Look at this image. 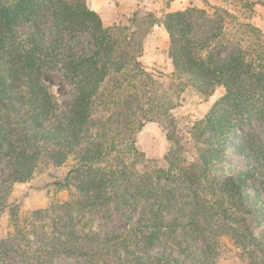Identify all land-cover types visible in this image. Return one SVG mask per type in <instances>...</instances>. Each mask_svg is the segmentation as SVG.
Listing matches in <instances>:
<instances>
[{
	"label": "trees",
	"instance_id": "16d2710c",
	"mask_svg": "<svg viewBox=\"0 0 264 264\" xmlns=\"http://www.w3.org/2000/svg\"><path fill=\"white\" fill-rule=\"evenodd\" d=\"M189 12L168 13L160 19L147 14L132 30V25L104 27L85 0H0V160L6 159L10 170L1 186L0 213L14 184L29 182L43 165L61 167L71 160L74 168L54 184L66 188L75 179L72 197L76 198L69 205L87 209L118 197L125 204L141 202V209L127 235L91 233L95 242L67 244L62 252L99 264H152L149 249L174 230L160 216L173 208L169 203L172 191H157L154 176H169L171 170L152 169L142 176L134 173L135 184L117 185L132 171L128 161L144 156L135 146L136 133L146 123L163 119L161 125L172 150L178 137L176 120L169 112L177 106L179 93L193 88L207 98L222 88L224 95L191 128L193 141L200 140L202 130L211 135L190 167L193 174H177L185 183L183 192L193 193L186 203L193 207L186 217L187 233L214 253L210 247L218 240L211 231L215 218H210L221 214L232 219L233 212L224 208L223 201L210 204L200 195L201 202L195 185L201 175L223 161L226 138L239 126H248L250 114L264 125V43L238 40V30L233 34L223 29L225 19L234 18L219 9L214 12L220 16L217 27L211 29L208 40L200 41L190 36L194 29ZM199 13L205 18L204 12ZM40 21L50 25L47 42L35 26ZM26 24L29 32L15 42L16 31ZM155 25H162L168 35V56L180 82L161 93L139 60L143 40ZM239 27L248 29L249 25ZM77 34L92 41L87 56L60 51L62 41L73 40ZM214 48L230 51L215 60ZM55 70L62 71L73 89L67 115L43 81ZM259 147L264 152V146ZM241 175L231 187L210 180L211 186L220 192L218 197H229L231 190L239 193L246 187L247 176ZM5 250L0 241V253Z\"/></svg>",
	"mask_w": 264,
	"mask_h": 264
},
{
	"label": "rangeland",
	"instance_id": "374dc122",
	"mask_svg": "<svg viewBox=\"0 0 264 264\" xmlns=\"http://www.w3.org/2000/svg\"><path fill=\"white\" fill-rule=\"evenodd\" d=\"M169 2L170 0H136L133 13L104 27L132 25V30H135L134 26L147 14L160 19L158 13ZM217 9L226 11L234 18L225 19L223 29L227 28L233 34L238 30V40H259L261 44L264 43V0H202L198 7H188V19L194 29L191 37L200 41L208 40L213 33L211 29L217 27L220 20V16L214 15ZM199 12H204L205 18ZM136 15L139 19L135 18ZM131 20H134L133 24L130 23ZM240 25H249V28L239 27ZM35 26L45 34L43 41L47 42L49 23L40 21ZM153 28L154 26L147 37ZM29 30L28 24L20 27L15 33V42H19ZM147 37L143 40V53L139 60L150 79L158 85L157 93H161L180 82L174 77L168 49L164 51L166 44L169 48V38L164 43V40L146 41ZM62 43L60 51L81 56H87L93 49L90 37L82 34H77L73 40L65 38ZM228 51L230 48H214L212 54L215 60H219ZM43 81L58 100L61 112L67 115L74 93L69 81L62 76V71L49 72L43 77ZM223 95L222 88L207 98L200 96L193 88H185L179 93L175 101L177 106L169 112L176 120L175 136L178 137V144L175 141L172 150L166 139V129L161 125L163 119L146 123L136 133L135 146L144 156L128 161L132 171L126 180H119L117 185L135 184L134 173L142 176L152 169L171 170L169 176H154L157 191L164 188L172 191L173 197L169 199V203L173 208L161 212L160 216L174 230L162 235L149 249L148 259L152 264H264V152L259 149L260 144L264 146V125L252 114L248 126H239L234 133H229L223 161L211 168L206 176L201 175L195 185L199 200L201 195L204 202L210 204L217 205L223 201L224 208L233 212L232 219H226L221 214L210 218H215L211 231L218 240L210 247L214 253H209L205 242L193 239L191 233H187L185 225L186 217L193 209L186 203L193 193L183 192L185 183L177 178V174H193L190 167L198 160L199 149L207 145L211 135L202 130V127L200 140L193 141L191 128L194 123L204 119ZM74 166L71 160L61 167L43 165L29 182L14 184L8 190L0 213V241L7 249L0 253V264H29L30 261L34 264H99L87 257L62 251L67 244L75 243L78 246L84 242H95L91 233L99 234L100 237L130 233L140 216L139 201L136 204L131 200L129 204H125L115 197L87 209L68 204L76 198L72 197L76 193L73 187L75 179H71L66 188L60 189L54 184L61 182ZM196 167L193 169L196 170ZM185 168L189 169L184 171ZM9 171L7 160L1 159L0 195L4 193L1 186L7 182ZM241 173L247 176L246 187L239 193H232L231 190L229 197H218L220 192L212 188L210 180L228 188L237 184L236 178Z\"/></svg>",
	"mask_w": 264,
	"mask_h": 264
},
{
	"label": "crops",
	"instance_id": "0c3cea01",
	"mask_svg": "<svg viewBox=\"0 0 264 264\" xmlns=\"http://www.w3.org/2000/svg\"><path fill=\"white\" fill-rule=\"evenodd\" d=\"M129 1L85 0L87 7L100 17L102 24L105 26L117 23L118 19H122L123 17L126 18L135 11L136 0H132L131 4H129ZM200 3H202V0H170L169 5L158 14L162 16L163 14L184 11L190 6L198 7ZM116 5H118V7ZM147 40H164V43H166V41H168V35L162 25H155L146 41ZM167 49L168 44L164 46V51H167Z\"/></svg>",
	"mask_w": 264,
	"mask_h": 264
}]
</instances>
